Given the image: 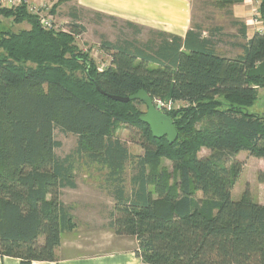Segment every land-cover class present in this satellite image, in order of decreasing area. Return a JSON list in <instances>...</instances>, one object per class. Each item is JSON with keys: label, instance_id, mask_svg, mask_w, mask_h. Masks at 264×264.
<instances>
[{"label": "trees", "instance_id": "obj_1", "mask_svg": "<svg viewBox=\"0 0 264 264\" xmlns=\"http://www.w3.org/2000/svg\"><path fill=\"white\" fill-rule=\"evenodd\" d=\"M258 11L264 21V0ZM0 14L29 24L0 27V255L54 261L61 235L76 226L61 199L77 182L71 154H56L59 128L76 135L78 158L104 171L114 203L108 226L136 240L143 263L264 264V203L248 189L238 200L231 194L241 171L236 155L264 158V114L248 110L264 77L247 75L264 59V29L247 40L246 26L233 21L245 41L233 44L242 50L234 57L218 52L221 27L207 36L191 28L183 38L149 30L155 38L144 44L102 39L110 60L98 70L75 44L84 31L76 22L44 28L25 4ZM138 90L183 102L169 112L172 143L140 120V100L108 96ZM119 124L136 132L141 153L118 137Z\"/></svg>", "mask_w": 264, "mask_h": 264}, {"label": "rangeland", "instance_id": "obj_2", "mask_svg": "<svg viewBox=\"0 0 264 264\" xmlns=\"http://www.w3.org/2000/svg\"><path fill=\"white\" fill-rule=\"evenodd\" d=\"M66 1V2H65ZM196 3L198 9L196 23L201 24L205 29L214 28L219 26L222 32L216 36L218 41L217 48L221 53L226 56L234 57L242 52L241 48L237 45H227L229 42L242 44L244 39H241L238 33L239 26L233 24L232 16L228 13V9L218 7L217 0H198ZM72 0H62L59 3L52 4L48 7H42L40 14L44 18H49L56 30L68 29V7L72 4ZM260 0H251L253 8L259 6ZM18 5L1 6V8H16ZM74 6V5H73ZM76 22L84 27V31L75 36V44L78 50L85 52L96 63L97 69L101 70L107 67L110 60L107 51L101 46V41L108 40L112 42H120L123 40H131L135 43L144 44L148 39L155 38L154 34L146 29H133L127 26L124 22L119 20H111L108 18H98L94 13L77 9ZM255 12V10L253 11ZM257 13V11H256ZM257 19H261L260 15L251 14ZM206 20V21H205ZM0 27L3 30L18 31L23 28H29L27 22L20 24L14 23L11 17H5L0 14ZM209 29L206 31L208 34ZM156 103L154 102V106ZM184 105L183 102H178L173 105L172 109L167 111L165 108L157 109L161 112H167L179 108ZM145 105L141 109L146 110ZM252 113L264 114V88H260L257 93L255 102L248 107ZM116 134L118 137L126 142L129 151L132 154H139L142 152L141 147L138 145L136 132L125 125L119 124L116 126ZM55 140L60 142V145L55 149L57 156L64 158L71 154V160L74 163L77 187L75 189H64L61 198L72 211L73 220L77 224L78 230L86 229L88 226L87 221L93 220V224L89 229L106 230L109 228L108 214L113 207V200L104 189L103 172L100 171L96 165H88L85 160L80 159L74 154L76 148V135L66 133L59 128L53 130ZM203 152H209L202 149ZM241 166V171L238 174L237 180L232 188V199L238 200L243 191L248 189L254 201L264 196V183L261 181L264 178V158H257L249 155L245 151H241L235 157ZM163 165L170 167L171 163L168 160H163ZM127 175L129 167L127 168ZM127 188H129L127 184ZM85 219V221H81ZM105 235V233H104ZM129 245L133 242L134 238L130 237Z\"/></svg>", "mask_w": 264, "mask_h": 264}, {"label": "crops", "instance_id": "obj_3", "mask_svg": "<svg viewBox=\"0 0 264 264\" xmlns=\"http://www.w3.org/2000/svg\"><path fill=\"white\" fill-rule=\"evenodd\" d=\"M25 1L28 6L43 5L48 7L56 4L58 0ZM72 2L68 7L69 21L67 24H70L71 20L78 19L77 9H81L92 12L101 19L108 18L113 21L119 20L126 25L131 24L130 27L134 30L162 31L182 38L191 28L200 29L202 35L207 36L206 31L208 29L210 31L219 27L205 29L201 24L196 23L195 18H197L198 13L196 3H199L198 0H72ZM250 3L251 0H241L220 7L228 9L232 21L243 23L246 26L247 40L254 33L264 29L263 18L257 19L256 16L251 15L252 13L254 15L259 14V6L256 10ZM254 10L255 12H253ZM233 44L229 42L227 45ZM221 54L225 55L224 53ZM204 150L208 151L207 149ZM203 153L208 154L209 152ZM257 202L264 203V196L259 198ZM70 213L72 214V211ZM109 217L110 215H108ZM81 221H85V219H81ZM93 223V220L89 219L86 229L78 230L76 224L73 230L64 232L55 251L56 260L33 261L31 264H146L135 254L137 245L135 239L129 245V236L115 235L110 228L104 231L95 230L92 227L89 229ZM19 262L18 258L0 255V264H20Z\"/></svg>", "mask_w": 264, "mask_h": 264}, {"label": "water", "instance_id": "obj_4", "mask_svg": "<svg viewBox=\"0 0 264 264\" xmlns=\"http://www.w3.org/2000/svg\"><path fill=\"white\" fill-rule=\"evenodd\" d=\"M247 75L264 77V59L260 61L255 67L251 68L247 72ZM108 96L121 102H127L133 99L140 100L146 107V111L140 116V120L148 125L152 135L155 138H161L165 136L170 143L175 140L177 132L175 130L171 116L167 112L159 111L154 106L152 98L144 90H138L129 96Z\"/></svg>", "mask_w": 264, "mask_h": 264}, {"label": "built area", "instance_id": "obj_5", "mask_svg": "<svg viewBox=\"0 0 264 264\" xmlns=\"http://www.w3.org/2000/svg\"><path fill=\"white\" fill-rule=\"evenodd\" d=\"M20 5V4H25L26 5V9L28 10L29 13L33 14L34 16H36L39 21L40 24L42 25V27L44 28H53L54 30H56L54 28V25L51 23V20H49V18H44L41 16L40 14V10L43 7L42 6H28L26 4L25 0H0V5L1 6H12V5ZM45 7V6H44ZM261 26L263 27V24L261 23ZM262 31V30H261ZM156 104V107L158 109L160 108H165L167 111H169L170 109H172L173 105L178 103L176 101H172V100H168V101H163V100H155L154 101Z\"/></svg>", "mask_w": 264, "mask_h": 264}, {"label": "bare ground", "instance_id": "obj_6", "mask_svg": "<svg viewBox=\"0 0 264 264\" xmlns=\"http://www.w3.org/2000/svg\"><path fill=\"white\" fill-rule=\"evenodd\" d=\"M155 101V100H154ZM154 101H153V103H154Z\"/></svg>", "mask_w": 264, "mask_h": 264}]
</instances>
